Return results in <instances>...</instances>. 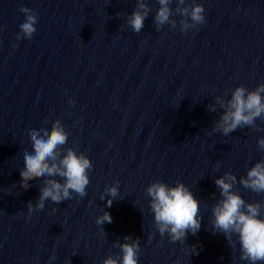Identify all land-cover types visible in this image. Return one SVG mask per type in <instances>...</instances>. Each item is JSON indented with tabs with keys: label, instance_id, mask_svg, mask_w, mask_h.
Here are the masks:
<instances>
[{
	"label": "water",
	"instance_id": "obj_1",
	"mask_svg": "<svg viewBox=\"0 0 264 264\" xmlns=\"http://www.w3.org/2000/svg\"><path fill=\"white\" fill-rule=\"evenodd\" d=\"M146 2L151 12L135 33L126 17L136 0H0V264H102L120 256L114 241L125 235L139 238L138 264H248L235 235L232 249L213 234L214 181L231 172L233 190L264 203V193L239 184L264 160L257 146L264 131L211 132L223 110L208 105L236 86L264 83V0H196L206 23L183 33L178 14L175 28L156 31L159 5ZM21 7L38 17L30 41L16 39ZM57 119L69 133L63 147L92 164L87 194L46 200L29 218L26 205L39 198L43 178L20 187L28 133L50 130ZM156 180L180 181L199 201L201 227L184 244L153 225L145 189ZM115 181L119 196L107 207L109 197L99 195ZM103 211L112 222L97 225Z\"/></svg>",
	"mask_w": 264,
	"mask_h": 264
},
{
	"label": "clouds",
	"instance_id": "obj_2",
	"mask_svg": "<svg viewBox=\"0 0 264 264\" xmlns=\"http://www.w3.org/2000/svg\"><path fill=\"white\" fill-rule=\"evenodd\" d=\"M172 2L173 0H157L159 7L153 17L156 31L164 25L175 28L177 20L171 17L177 14L181 17L178 23L182 33L206 23L205 9L196 0H191L190 4L186 3V0H175V8L170 7ZM19 11L25 20L19 26L16 39L30 41L36 32L38 17L27 7H21ZM150 12L146 0H136L135 8L126 17V24L133 32L139 33ZM225 95L227 93L216 96L214 104L208 105L210 112H215L217 105L223 110L219 119L214 121L211 132L227 136L244 127L264 131L255 123L257 119L264 122V83L258 84L253 90L239 85L231 89L229 99H225ZM68 104L72 106L74 101L70 99ZM68 135L58 119L51 123L50 130L33 129L28 133L32 152H23L24 167L20 171V187L27 190L30 187L29 181L43 178L39 198L34 205L31 201L26 205L29 218L34 210L44 208L46 200L59 204L71 200L73 193L78 197L87 194L88 172L92 164L83 152L77 153L73 148L63 147L67 143ZM257 146L264 150V137L257 140ZM55 177H60L61 180ZM214 183L220 199L211 208L210 223L213 234L222 233L232 249H235L238 241L241 260L247 261L248 264H264V203L246 202L233 190L237 179L231 172H225L216 178ZM239 184L257 194L264 193V160L257 161L250 167L246 176L240 177ZM118 185L119 181H115L100 193L101 200L109 197L105 201L107 207H111L113 200L119 196ZM145 192L151 198L148 204L153 213V225L161 237L167 233L170 242L179 241L184 244L188 233L195 235L199 231L202 219L199 201L183 183L177 181L175 186H169L156 180L146 187ZM95 222L97 225L111 223L112 217L103 211L96 217ZM100 231L101 234H106L102 227ZM234 235L236 241L233 240ZM123 240V243L120 240L114 241V246L120 248V256L116 258L109 255L103 259L102 264H138L139 238L125 235ZM189 248L191 252H196L195 247Z\"/></svg>",
	"mask_w": 264,
	"mask_h": 264
}]
</instances>
